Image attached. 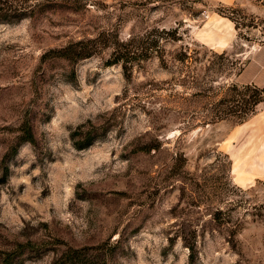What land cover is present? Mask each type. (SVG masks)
I'll use <instances>...</instances> for the list:
<instances>
[{
	"label": "rangeland",
	"instance_id": "374dc122",
	"mask_svg": "<svg viewBox=\"0 0 264 264\" xmlns=\"http://www.w3.org/2000/svg\"><path fill=\"white\" fill-rule=\"evenodd\" d=\"M254 61L264 0H0V264H264Z\"/></svg>",
	"mask_w": 264,
	"mask_h": 264
},
{
	"label": "trees",
	"instance_id": "16d2710c",
	"mask_svg": "<svg viewBox=\"0 0 264 264\" xmlns=\"http://www.w3.org/2000/svg\"><path fill=\"white\" fill-rule=\"evenodd\" d=\"M132 41L133 39L128 40V42L123 43L124 48H119V49H115L113 52V56L114 59L112 61V63H117V62H127V58L130 54H132L133 50H132ZM70 49V48H69ZM58 53L64 52L63 49L58 50ZM134 53V52H133ZM72 55L79 59V58H83V57H87L89 56V53L87 51H82V49H73L72 50ZM126 67V64H125ZM24 137L26 139H28L29 141L33 140V133L31 131V127L29 125L28 122H24L22 124L21 127ZM90 133L87 135V140L86 142L82 145V146H86L88 144L91 143V137H89ZM89 137V138H88ZM28 244H21L18 245L17 249L11 252H7L5 253L3 256V262L8 263L10 258L14 255H16L17 252H20L22 249H24L25 247H27ZM80 250L67 246L66 249L62 252L61 257L55 261L53 264H63V263H69V264H79V262L81 261L80 259Z\"/></svg>",
	"mask_w": 264,
	"mask_h": 264
},
{
	"label": "crops",
	"instance_id": "0c3cea01",
	"mask_svg": "<svg viewBox=\"0 0 264 264\" xmlns=\"http://www.w3.org/2000/svg\"><path fill=\"white\" fill-rule=\"evenodd\" d=\"M254 64V71L244 78L242 82L244 84L263 85L264 81L259 80L260 75L264 74L263 64L258 63L257 61H254ZM247 71L248 66H245L243 72L246 73ZM256 123L258 124V128L256 127ZM248 124H254V127H256L253 131L255 137L253 146V151H255L254 162L259 165H264V107L260 108L259 114L254 115L247 125Z\"/></svg>",
	"mask_w": 264,
	"mask_h": 264
}]
</instances>
